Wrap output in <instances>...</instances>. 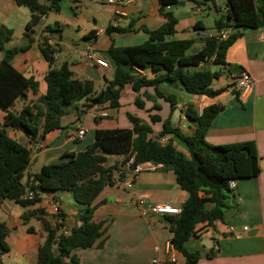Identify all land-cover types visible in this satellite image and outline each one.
Here are the masks:
<instances>
[{
  "label": "crops",
  "instance_id": "0c3cea01",
  "mask_svg": "<svg viewBox=\"0 0 264 264\" xmlns=\"http://www.w3.org/2000/svg\"><path fill=\"white\" fill-rule=\"evenodd\" d=\"M86 1V0H85ZM81 2V1H79ZM94 11L93 21L86 22L80 35L84 37L82 46L75 47L63 42L47 30L51 25L43 23L49 18V13L35 27L37 40L25 51H19L14 59V66L27 77H33L38 82V90H28L24 99L18 100L14 109L19 111L24 105H39L40 98L47 91L45 75L49 63L42 55L39 44L46 37L54 45L57 65L67 61L74 77L82 81H91L94 92L104 89L109 80L113 79L115 66L107 58L112 46H129L141 44L149 38V31L157 29L167 21L160 11L158 0H87ZM229 0H179L176 5L168 6L167 11L176 17V33L174 39H191L189 54H197L204 46L205 36L198 25L208 33L216 32L217 21L227 13ZM216 14V15H215ZM80 18L78 14L75 16ZM42 25V26H40ZM76 27H79L78 23ZM124 29L123 31L118 30ZM80 29V27H79ZM239 32L237 38L228 47L226 64L218 65L219 77L214 80V89H223L215 96L190 94L184 90L175 89L163 84L161 90L169 95L176 93L182 96L183 102L179 115L175 114L178 103L172 109L170 102L156 95L152 86L142 87L139 91L127 84L121 92L120 106L111 108L109 102L94 104L85 113L80 109L91 102L83 99L70 107L61 118V128L43 134L42 126L34 143L21 130L6 126L10 136L28 142L34 149L30 164L25 171L23 182L39 172L42 166L68 159L73 153L83 150L94 141L98 129L133 128L128 114L137 116L151 124L152 136L157 139L163 129V121L172 118L174 125L179 126L186 134H192L195 124L186 116L189 104H194L200 111L211 104H220L224 109L214 118L206 140L211 144H226L243 140H255L260 156L264 162V27L257 29H231L230 33ZM37 45L38 54H32ZM18 46L13 40L6 47ZM25 46V45H24ZM89 46H94L108 59L109 67H101L84 56ZM3 57V51H0ZM214 64L211 61L193 66V69L206 68ZM243 72H248L255 80L254 88L248 94L242 95L237 87V80ZM141 75L152 78L150 69L143 70ZM180 86V85H179ZM240 93V96L236 94ZM139 98L143 107L136 104ZM157 103L160 109H154ZM115 109V110H113ZM94 110H105V117L96 116ZM6 112L0 109V125L4 123ZM151 115H159L161 120L153 123ZM44 119L41 118V124ZM185 121L191 124L186 132ZM84 128L86 134L77 141H72L68 135L71 129ZM174 144L188 154L185 145L176 137ZM127 155H108L106 167H120ZM139 172L127 171V178H132V186L122 188L117 185L106 186L95 200L96 209L93 220L102 224L103 234L89 248H76L72 255L79 258L80 264H147L154 256L168 257L170 253L177 255L176 264H185L186 258L172 249L173 233L168 228V216L159 213L144 215L142 209L151 204H169L181 208L188 198V193L177 184L176 176L171 168L162 164H152ZM117 170L114 171L116 176ZM233 190L235 198L230 204L237 207L229 210L224 222L215 221L205 224L204 232L189 238L185 247L189 252L199 253L196 264H264V168L257 176L236 180ZM144 199V204L140 200ZM52 203L60 206L64 216V226L72 231L80 224L77 215L82 209L72 192L69 190L48 191L42 193V200L30 209L42 208L40 215L55 227V215ZM26 208L10 199H0V222L9 229L7 241L10 249L0 258L5 264H38L39 247L48 238V230L43 219L37 216L24 220L22 215ZM248 230H244V227ZM239 229V230H237ZM256 229L254 235L249 232ZM239 234V235H237ZM54 253L59 250L55 246ZM182 258V259H181ZM69 258H67L68 260Z\"/></svg>",
  "mask_w": 264,
  "mask_h": 264
},
{
  "label": "trees",
  "instance_id": "16d2710c",
  "mask_svg": "<svg viewBox=\"0 0 264 264\" xmlns=\"http://www.w3.org/2000/svg\"><path fill=\"white\" fill-rule=\"evenodd\" d=\"M19 6L30 9V19L26 23L25 46L7 48L12 41L13 29L0 25V109L6 112L4 123L0 125V199H10L20 203L26 210L22 218L45 214L43 209L30 207L42 200V193L57 190H69L75 200L83 207L77 215L80 221L68 235H57L58 227H52L44 220L48 238L39 247L38 264H80L77 256L72 255L76 248L92 247L102 236V224L93 220L96 209L95 200L102 190L114 185V171H121L120 178L127 177V171L119 167H106L108 155L134 156L131 167L151 162L171 168L177 184L188 193V198L181 206L179 214L168 216V228L173 233L171 242L176 251L186 258L185 264H196L199 253L189 252L186 241L196 236L200 224L224 222L229 210L237 207L230 204L235 198L230 182L257 176L260 171V156L255 140H243L226 144H211L206 140L208 129L214 118L224 109L223 105L211 104L200 111L194 104H189L185 114L195 124L192 134H186L174 125L172 118L163 121L160 135L178 138L186 147L188 154L180 150L171 138L162 145L153 136V128L147 121L128 114L133 128L98 129L95 139L83 150L73 153L68 159L42 166L41 170L23 182L25 171L30 164L32 150L29 146L10 136L6 126L21 130L34 143L42 126L43 134L61 128V118L67 110L78 101L86 99L91 103L80 109L85 113L94 104L109 102L111 108L120 106L121 92L127 84L139 91L142 87L152 86L156 95L170 102L175 108L177 94H165L163 84H179L190 94L215 97L223 89H214L212 84L219 77V71L207 68L193 69L200 63L208 61L224 66L228 47L237 38L239 32L230 33L228 38L220 39L223 29H257L264 27V0H229L227 13L216 24L213 36L205 37V44L197 54H189L193 44L191 39H174L177 19L168 6L176 5L179 0H158L160 11L167 16V21L157 29L149 31V38L141 43L129 46H112L107 58L115 66L113 79L107 86L94 92L91 81H82L74 77L70 64L65 61L56 63L57 52L48 38H44L39 48L49 63L45 75L46 93L40 98V104L24 105L17 111L14 106L18 100L27 96L28 90L37 91L38 82L27 77L13 64L19 51L27 50L34 42L35 27L52 9L60 10L61 0H50L44 4L40 0H14ZM80 1V0H76ZM200 31L204 28L195 26ZM118 30L123 31L124 29ZM51 33L62 31L58 22L49 25ZM150 69L154 77L149 78L140 73ZM238 97L240 93H236ZM136 104L143 107L139 98ZM154 109H160L155 103ZM41 118L44 119L41 124ZM153 123L159 122V115H151ZM35 193L33 199H23L27 191ZM169 215V214H167ZM9 229L0 222V256L9 251L7 241ZM57 247L58 254L53 248ZM67 258H69L67 260ZM0 264H5L0 258Z\"/></svg>",
  "mask_w": 264,
  "mask_h": 264
},
{
  "label": "built area",
  "instance_id": "2783aa9c",
  "mask_svg": "<svg viewBox=\"0 0 264 264\" xmlns=\"http://www.w3.org/2000/svg\"><path fill=\"white\" fill-rule=\"evenodd\" d=\"M113 0H111L112 2ZM199 1H203V0H199ZM202 34L205 37H209V36H213L214 33H208L206 32V30H202L201 31ZM231 29H223L221 30L218 34L220 36V39H226L228 38V36L230 35ZM84 56L95 62L96 64H98L101 67H109L110 63L108 61V59L106 57H104L98 49H96L94 46H89L87 48V50L84 53ZM1 59V57H0ZM142 73V72H141ZM254 84H255V80L254 78L248 73V72H243L238 80H237V87L238 90L240 91V93L242 95L248 94L250 91H252V89L254 88ZM101 105V104H100ZM94 114L96 116H100V117H105L108 115V113L105 110L102 111H98V110H94ZM86 134V130L84 128H79V129H71L70 131H68V135L70 137V139L72 141H77L78 139L84 137ZM160 144L165 145L167 143H169L170 141V137H160L156 139ZM23 144L29 146L32 150V155L34 153V149L37 150L38 147L32 148V146L29 145L28 142L25 141H21ZM31 143V142H30ZM134 161V156H132L131 158H127L125 159V162L119 167L120 170L122 169H129L130 171H134V172H139L141 170H144L146 168H152V165L150 164L151 162H144L141 164H138L133 170H131L132 164ZM153 164V163H152ZM121 172V171H120ZM119 171H117L116 176H114L113 181L114 184L117 186H120L122 188H129L132 186V178H120V173ZM236 187V182L235 181H231L230 182V188L234 189ZM35 196V193L32 190H27L22 196L21 198L23 199H33ZM140 204H144V199L140 200ZM52 212L55 215V224L58 227V232L57 235H68L70 234V230L68 228H66L64 226V216L60 210V206L56 203H52ZM181 212V209L178 207H174L172 205L169 204H151L148 205V207L146 209H142V213L144 215H147L149 213H159V214H179ZM205 224H200L197 228V233L200 234L202 232H204L205 227L202 228V226H204ZM244 230H248V227H244ZM239 235V234H237ZM172 249H175L173 244H172ZM177 263V255L175 253H170L168 255V257L166 258H162L159 256H154L150 259V261L147 264H176Z\"/></svg>",
  "mask_w": 264,
  "mask_h": 264
},
{
  "label": "rangeland",
  "instance_id": "374dc122",
  "mask_svg": "<svg viewBox=\"0 0 264 264\" xmlns=\"http://www.w3.org/2000/svg\"><path fill=\"white\" fill-rule=\"evenodd\" d=\"M80 1L81 2H76V0H61L60 10L56 11L52 9L49 12V18H45L43 21V23L49 22L51 25H53L55 22H58L62 31L53 32L52 35L58 39H62L64 43L68 42L71 45L79 48L80 46H82V41L84 40V37L80 35V30L85 28L86 22L91 23L93 21L94 14V11L91 9V7H89L88 5L87 7H85L87 4V0ZM40 2L49 4L50 0H40ZM77 14L78 16H80V18L78 19L75 17ZM29 19L30 9L28 7L19 6L15 3L14 0H0V25L5 24L13 29L12 40L18 46H24L28 43L25 32L26 23ZM77 23L80 29L79 27H76ZM37 29L36 33H39ZM36 33L35 35L33 34L35 40H37ZM35 53H39V48L37 45H35L32 49V54ZM206 68L210 70H216L218 68V64L208 65V67ZM184 124L186 126L185 131H190L188 126H190L191 124H189V121H185Z\"/></svg>",
  "mask_w": 264,
  "mask_h": 264
},
{
  "label": "water",
  "instance_id": "95a60500",
  "mask_svg": "<svg viewBox=\"0 0 264 264\" xmlns=\"http://www.w3.org/2000/svg\"><path fill=\"white\" fill-rule=\"evenodd\" d=\"M216 15V14H215ZM170 87H174L175 89H179V90H182L183 88L181 87V86H179V84H168ZM178 107H177V109H176V111H175V114L176 115H179V113H180V107H181V104H182V102H183V98H182V96H178ZM260 167L261 168H264V162H261L260 163ZM257 231H256V229H253L252 231H250L249 232V235H254L255 233H256Z\"/></svg>",
  "mask_w": 264,
  "mask_h": 264
}]
</instances>
